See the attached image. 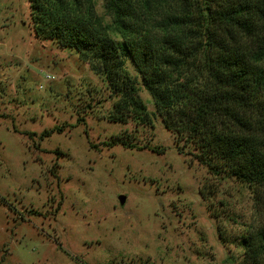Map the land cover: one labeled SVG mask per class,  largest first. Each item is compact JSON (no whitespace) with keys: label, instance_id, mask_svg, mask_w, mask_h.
<instances>
[{"label":"rangeland","instance_id":"rangeland-1","mask_svg":"<svg viewBox=\"0 0 264 264\" xmlns=\"http://www.w3.org/2000/svg\"><path fill=\"white\" fill-rule=\"evenodd\" d=\"M139 96L151 127L109 122L102 78L0 0V264H264L240 247L264 190L211 177Z\"/></svg>","mask_w":264,"mask_h":264},{"label":"trees","instance_id":"trees-1","mask_svg":"<svg viewBox=\"0 0 264 264\" xmlns=\"http://www.w3.org/2000/svg\"><path fill=\"white\" fill-rule=\"evenodd\" d=\"M28 2L35 38L76 53L105 82L109 122L151 127L143 88L180 153L211 177L264 190V0ZM126 137L108 145L134 149ZM240 247L264 263V225Z\"/></svg>","mask_w":264,"mask_h":264},{"label":"water","instance_id":"water-1","mask_svg":"<svg viewBox=\"0 0 264 264\" xmlns=\"http://www.w3.org/2000/svg\"><path fill=\"white\" fill-rule=\"evenodd\" d=\"M125 202V198L124 197H119V203L120 205H123Z\"/></svg>","mask_w":264,"mask_h":264},{"label":"built area","instance_id":"built-area-1","mask_svg":"<svg viewBox=\"0 0 264 264\" xmlns=\"http://www.w3.org/2000/svg\"><path fill=\"white\" fill-rule=\"evenodd\" d=\"M48 78V77H47Z\"/></svg>","mask_w":264,"mask_h":264}]
</instances>
